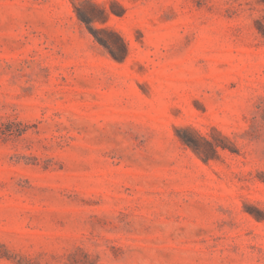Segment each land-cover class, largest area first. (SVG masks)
Instances as JSON below:
<instances>
[{"label":"rangeland","instance_id":"rangeland-1","mask_svg":"<svg viewBox=\"0 0 264 264\" xmlns=\"http://www.w3.org/2000/svg\"><path fill=\"white\" fill-rule=\"evenodd\" d=\"M0 264H264V0H0Z\"/></svg>","mask_w":264,"mask_h":264},{"label":"trees","instance_id":"trees-1","mask_svg":"<svg viewBox=\"0 0 264 264\" xmlns=\"http://www.w3.org/2000/svg\"><path fill=\"white\" fill-rule=\"evenodd\" d=\"M81 17V16H80ZM81 19H83V18H81ZM85 23H88V21L87 20H83ZM89 30H90V32L92 33V34H94L95 35V37L102 43V44H105V42H103V40H101L100 38H98V36H97V34H96V31H95V29L94 28H92V27H90L89 26ZM101 30H108V29H101ZM118 40H119V44H121V48H122V55L119 57V59H122L123 58V56H124V47H125V45H124V42H123V40L120 38V37H118ZM183 139V141H185L188 145H190L196 152H198L199 151V146H198V142H197V140L195 139V138H182ZM213 150H215V148H213ZM208 157L209 156H207V155H205L204 157H203V159L204 160H206V159H208ZM258 218H260V216L258 217Z\"/></svg>","mask_w":264,"mask_h":264}]
</instances>
